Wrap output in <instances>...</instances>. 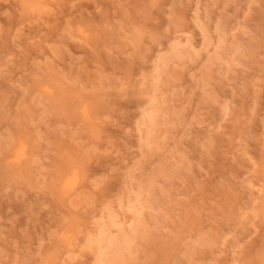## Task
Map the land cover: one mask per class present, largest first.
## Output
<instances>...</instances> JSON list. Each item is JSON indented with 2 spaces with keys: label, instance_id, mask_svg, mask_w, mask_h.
Wrapping results in <instances>:
<instances>
[{
  "label": "rangeland",
  "instance_id": "1",
  "mask_svg": "<svg viewBox=\"0 0 264 264\" xmlns=\"http://www.w3.org/2000/svg\"><path fill=\"white\" fill-rule=\"evenodd\" d=\"M263 187L264 0H0V264H264Z\"/></svg>",
  "mask_w": 264,
  "mask_h": 264
},
{
  "label": "bare ground",
  "instance_id": "2",
  "mask_svg": "<svg viewBox=\"0 0 264 264\" xmlns=\"http://www.w3.org/2000/svg\"><path fill=\"white\" fill-rule=\"evenodd\" d=\"M174 52L180 53L182 51L175 48ZM45 91L49 94H52L51 88L46 87ZM153 102L155 101H152L150 108L144 114L146 120H150V121L152 120L151 123L148 124L149 127L151 128V130L149 129L148 131L150 136L152 135V130L155 128L154 125L157 124L156 119H157L158 114L156 113L159 110V106L155 105V103L153 105ZM84 114L85 116L89 115V110L87 107L84 108ZM146 122L148 123V121ZM152 127L154 128L152 129ZM29 156H30V145L26 141H20L13 145L8 158L13 164L19 166L24 161H26ZM80 182H81V176H80L79 171L74 168L69 169L61 177V187H62L63 193L70 194L72 192L77 191ZM262 189H264V187ZM263 195H264V192H263ZM105 228L106 227L102 229L101 238L99 239V241L101 243L105 241L107 244L103 246V251L100 253L98 257V264H114V261L117 260V257L120 254L119 252L120 250L118 249L120 248L119 247L120 241L116 238H113L111 235V231L109 232V229H105ZM125 245L129 246L130 242L127 241Z\"/></svg>",
  "mask_w": 264,
  "mask_h": 264
}]
</instances>
